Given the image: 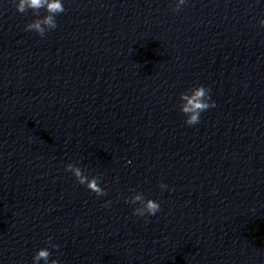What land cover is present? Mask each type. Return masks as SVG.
Masks as SVG:
<instances>
[{"label": "clouds", "instance_id": "9594fccd", "mask_svg": "<svg viewBox=\"0 0 264 264\" xmlns=\"http://www.w3.org/2000/svg\"><path fill=\"white\" fill-rule=\"evenodd\" d=\"M186 3V0H176L172 7L173 12L181 10V6ZM16 11L24 14L31 10L36 17L31 22L25 25L24 30L35 32L39 36L44 37L45 33L57 28L56 16L65 11L62 0H14ZM44 9L46 14L41 18L40 10ZM261 27H264V19L259 21ZM210 88L203 85H196L180 94V111L186 116L185 123L188 126L196 125L200 122L201 113L209 108L215 107V101H211ZM211 101V102H210ZM65 170L72 173L76 181L85 185L87 189L94 192L97 196H105L107 192L100 186V177H89L84 171L74 163L65 165ZM159 187L163 190L168 186L161 183ZM134 191V190H132ZM125 202L135 205L132 214L138 217H144L147 222L149 216H154L160 211V204L152 199H145L140 192H134L131 197L125 198ZM110 201H106L104 206L110 205ZM47 244L52 249H57L59 246L52 243V238L49 237ZM51 252L48 247L40 248L32 257V264H39L43 261L44 264H59L57 259H49Z\"/></svg>", "mask_w": 264, "mask_h": 264}]
</instances>
